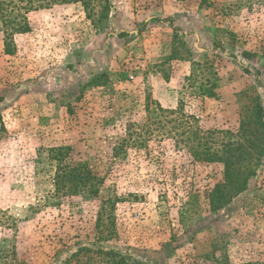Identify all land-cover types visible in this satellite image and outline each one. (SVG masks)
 Here are the masks:
<instances>
[{
  "label": "rangeland",
  "instance_id": "374dc122",
  "mask_svg": "<svg viewBox=\"0 0 264 264\" xmlns=\"http://www.w3.org/2000/svg\"><path fill=\"white\" fill-rule=\"evenodd\" d=\"M202 1L0 0V264H264V0Z\"/></svg>",
  "mask_w": 264,
  "mask_h": 264
},
{
  "label": "trees",
  "instance_id": "16d2710c",
  "mask_svg": "<svg viewBox=\"0 0 264 264\" xmlns=\"http://www.w3.org/2000/svg\"><path fill=\"white\" fill-rule=\"evenodd\" d=\"M207 2V0L202 1L203 3ZM30 9L32 7H29ZM29 27L26 23L23 25H20L18 27L19 32H25L28 31ZM128 36V31H120L117 33V37L122 38ZM243 55L245 57H250V53L244 52ZM205 94L208 97H215V93L213 91V88H210L206 90ZM264 113L262 112L261 108L258 111V125L260 129V134L263 137V145L260 147L258 151V156H257V162L255 164H258L260 162V156L263 155L264 153ZM233 150V148H229L228 151ZM194 152L196 154V159L202 161L201 153L198 152L196 149H194ZM233 154L231 153L230 155L221 158L219 157L218 159H214V157L207 156L206 160L207 161H216L219 160L224 164V173H223V180L222 182H218L215 184V186L208 192L207 197H208V206L209 209L212 211H216L218 209H221L223 206H225L233 196L239 194L240 192L244 191L246 189L248 180L250 179L251 176H253L256 172L255 169L251 168L250 165H245V164H240L237 163V159L235 161V158L232 156ZM81 165H78L75 167V172L71 174V178H73L74 188H78L81 185L86 186L87 183H89L88 191L91 194H97L98 193V183H90V180L92 177L87 176L80 171ZM111 264H125L124 260L122 258L114 259L111 261Z\"/></svg>",
  "mask_w": 264,
  "mask_h": 264
},
{
  "label": "water",
  "instance_id": "95a60500",
  "mask_svg": "<svg viewBox=\"0 0 264 264\" xmlns=\"http://www.w3.org/2000/svg\"><path fill=\"white\" fill-rule=\"evenodd\" d=\"M263 109H264V105H263Z\"/></svg>",
  "mask_w": 264,
  "mask_h": 264
}]
</instances>
